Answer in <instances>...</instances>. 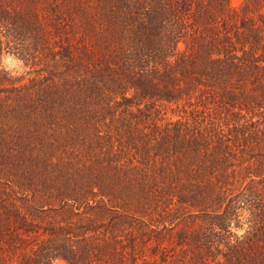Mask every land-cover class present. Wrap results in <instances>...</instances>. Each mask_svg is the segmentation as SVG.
<instances>
[{
    "label": "trees",
    "instance_id": "trees-1",
    "mask_svg": "<svg viewBox=\"0 0 264 264\" xmlns=\"http://www.w3.org/2000/svg\"><path fill=\"white\" fill-rule=\"evenodd\" d=\"M59 259L264 264V0H0V264Z\"/></svg>",
    "mask_w": 264,
    "mask_h": 264
},
{
    "label": "rangeland",
    "instance_id": "rangeland-1",
    "mask_svg": "<svg viewBox=\"0 0 264 264\" xmlns=\"http://www.w3.org/2000/svg\"><path fill=\"white\" fill-rule=\"evenodd\" d=\"M231 4L234 6H238L242 0H230ZM20 62L14 58L13 56H7V58L5 59V65H7L8 68L10 69H21L20 67ZM53 264H67L66 261L59 259L56 260Z\"/></svg>",
    "mask_w": 264,
    "mask_h": 264
}]
</instances>
